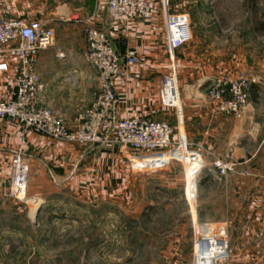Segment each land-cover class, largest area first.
<instances>
[{
	"label": "crops",
	"instance_id": "0c3cea01",
	"mask_svg": "<svg viewBox=\"0 0 264 264\" xmlns=\"http://www.w3.org/2000/svg\"><path fill=\"white\" fill-rule=\"evenodd\" d=\"M106 1L0 0V16L41 20L54 30L53 44L40 52L37 63L42 85L39 103L53 109L73 128L79 111L95 101L98 72L86 56L83 31L86 23L104 31L119 53L124 54L127 47L136 49L145 61L131 65L129 72L138 77H119L113 83L117 96L116 120L152 117L166 119L177 127L204 160L197 188L194 189L195 182L189 177L186 196L177 197L186 201L189 220L194 225L227 220L228 264H264V67L248 69L250 98L243 117L219 114L207 98L205 87L214 76L246 69L241 59L237 55L230 58L225 51L213 52L211 46H201V35L196 29L189 43L171 52L163 0H152L156 9L152 19L123 18L118 22L110 21ZM0 62L9 66L8 72L0 77V99H8L14 91L18 60L0 52ZM175 72L181 109L164 106L160 100L164 76ZM17 149L28 152L30 157L37 156L38 160H50L60 168L78 163L85 155L82 147L25 131L14 119L0 121V159ZM215 157L239 164L225 182H219L211 172ZM147 165L154 167L155 163ZM244 171L249 174H243ZM58 181L56 177L40 187L48 185L52 193L61 187ZM35 195L34 203L57 204L53 202L54 196L40 192ZM68 204L64 203V207ZM43 214L41 209L38 218ZM188 250L192 255L193 243H189ZM174 264L183 263L176 259Z\"/></svg>",
	"mask_w": 264,
	"mask_h": 264
},
{
	"label": "rangeland",
	"instance_id": "374dc122",
	"mask_svg": "<svg viewBox=\"0 0 264 264\" xmlns=\"http://www.w3.org/2000/svg\"><path fill=\"white\" fill-rule=\"evenodd\" d=\"M168 6L173 14L188 15L201 46L237 55L246 68L241 71L264 67V0H168ZM115 145L82 147L83 158L64 168L24 150L3 155L0 264H174L176 259L193 264L189 243L194 250L198 227L206 223L194 225L186 201L177 199L186 196L183 164L171 161L152 170L137 161L139 151ZM17 155L28 168L21 198L13 192ZM56 177L59 190L40 187ZM37 192L57 203L40 202L41 218L33 215ZM49 212L52 216H46Z\"/></svg>",
	"mask_w": 264,
	"mask_h": 264
},
{
	"label": "built area",
	"instance_id": "2783aa9c",
	"mask_svg": "<svg viewBox=\"0 0 264 264\" xmlns=\"http://www.w3.org/2000/svg\"><path fill=\"white\" fill-rule=\"evenodd\" d=\"M163 1L169 48L174 52L192 40L190 21L187 14L171 13L168 0ZM106 7L112 22L123 18L149 20L156 15L152 0H107ZM83 31L87 59L98 72L99 90L95 101L79 111L76 124L71 128L53 109L41 105L38 98L42 88L37 70L39 54L53 44L54 30L41 20L27 21L21 17L0 16V52H6L18 60L14 91L10 98L0 99V121L14 119L35 133L80 147L112 143L124 149L139 151L141 157L137 161L155 163L152 170L163 169L167 163L177 161L185 168L187 182L189 177L196 182L204 166L203 156L192 148V144L177 127L166 119L115 118L117 96L114 80L119 77L137 78L138 75L129 72V67L143 63L144 58L132 47H127L124 54L119 53L107 34L91 23H86ZM8 70V63L0 62V77ZM249 88V74L238 71L236 74L225 73L212 77L205 87V94L214 103L217 113L240 119L249 102ZM160 100L164 106L181 109L176 74L164 76ZM14 164L13 192L21 198L26 193L28 168L19 155L15 156ZM238 165L231 159L215 157L211 172L219 182H225L231 173L237 171ZM147 169H151V166H146ZM243 174L249 173L244 171ZM198 229L194 240L193 264H228L229 222H210Z\"/></svg>",
	"mask_w": 264,
	"mask_h": 264
},
{
	"label": "bare ground",
	"instance_id": "6f19581e",
	"mask_svg": "<svg viewBox=\"0 0 264 264\" xmlns=\"http://www.w3.org/2000/svg\"><path fill=\"white\" fill-rule=\"evenodd\" d=\"M174 93H175V96H177V90L176 89H175V92ZM175 98H177V97H175ZM174 100H176V99H174ZM40 205L41 204L39 202L38 203H35L34 213H33L34 217L36 216V213H37L36 210H37L38 207H40Z\"/></svg>",
	"mask_w": 264,
	"mask_h": 264
},
{
	"label": "water",
	"instance_id": "95a60500",
	"mask_svg": "<svg viewBox=\"0 0 264 264\" xmlns=\"http://www.w3.org/2000/svg\"><path fill=\"white\" fill-rule=\"evenodd\" d=\"M39 210H40V207H39V209H38V211H37V213H36V218H37V216H38V214H39V212H40Z\"/></svg>",
	"mask_w": 264,
	"mask_h": 264
}]
</instances>
